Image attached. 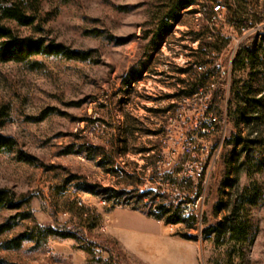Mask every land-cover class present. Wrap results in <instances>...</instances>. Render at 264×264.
Here are the masks:
<instances>
[{
	"label": "rangeland",
	"instance_id": "rangeland-1",
	"mask_svg": "<svg viewBox=\"0 0 264 264\" xmlns=\"http://www.w3.org/2000/svg\"><path fill=\"white\" fill-rule=\"evenodd\" d=\"M166 2L43 0L42 33L11 24L21 35L90 55L0 62V133L16 142L0 152V188L26 200L0 209V224L15 222L0 235V264H264V202L253 209L242 248L224 227L253 178L264 192V162L252 178L241 165L243 143L264 157V0H241L252 31L234 53L237 29L229 22H220L219 32L209 28L210 0L181 10L172 30L154 40ZM240 47L255 50L253 67L234 68ZM202 62L205 72L194 66ZM197 81L205 91L214 83L208 99L188 94ZM193 103L207 105L225 124L201 226L180 212L177 221L176 212L160 221L142 190L168 119ZM241 110L249 124L237 122ZM37 226L78 237H25L7 247Z\"/></svg>",
	"mask_w": 264,
	"mask_h": 264
},
{
	"label": "trees",
	"instance_id": "trees-1",
	"mask_svg": "<svg viewBox=\"0 0 264 264\" xmlns=\"http://www.w3.org/2000/svg\"><path fill=\"white\" fill-rule=\"evenodd\" d=\"M166 4L158 11L159 12L155 29V39L160 38L164 34L172 30L173 22L178 19V14L181 10L197 5L199 0H166ZM230 12V18L236 22L238 27L246 18L245 8L241 5V0H223ZM42 3L43 0H0V62L14 61V62H29L33 57L38 55H54L60 56L67 60H85L89 57L88 51L73 50L67 48L62 43H55L46 39L44 36L35 37L33 35H21L18 30L11 24H16L20 27H33L34 32L42 33ZM232 13V14H231ZM255 56L254 49H243L240 47L237 56L234 60V68L241 69L247 66H252L253 57ZM253 67V66H252ZM200 79V78H198ZM130 84V80L126 81ZM200 83L192 82L188 94L194 93ZM201 83L199 86H201ZM194 85V86H193ZM234 92V91H233ZM235 98V94L233 93ZM259 102V101H258ZM238 123L245 122L249 124L251 119L246 115L245 111L241 110L240 119ZM252 133V131L250 132ZM243 143V139L239 138L237 144ZM258 143V142H257ZM256 144V143H255ZM16 145L15 140L0 133V152L9 151ZM248 147V143H243L241 153H245L241 165L247 170L249 177H253L255 173L259 172L260 166L264 162V157L260 156V148L252 150ZM99 153L95 152V155ZM89 190L93 191V187L89 186ZM108 189H106L107 191ZM26 200H16L15 194L7 189L0 188V209L6 207L20 208L25 204ZM264 202V192L262 185L257 178H253L252 182L246 186L237 199L232 203L228 214L225 216L224 227L228 234L230 241H234L242 248L251 235L253 209ZM173 221L179 219V212L175 211ZM174 212V213H175ZM29 213L23 216V219L29 218ZM15 222L8 221L0 224V235L13 228ZM52 236L59 237H73L77 238L74 231L54 229L52 227L37 226L32 230H27L24 234L7 243L9 248H17L21 243L20 238L37 237L39 240L46 242L47 238Z\"/></svg>",
	"mask_w": 264,
	"mask_h": 264
},
{
	"label": "built area",
	"instance_id": "built-area-1",
	"mask_svg": "<svg viewBox=\"0 0 264 264\" xmlns=\"http://www.w3.org/2000/svg\"><path fill=\"white\" fill-rule=\"evenodd\" d=\"M227 11L223 0H210L207 21L212 31H220V22H229L232 28L237 29L236 34L232 36L236 42L234 53L252 30L249 29V22L246 23L245 20L237 27L236 22L229 18ZM261 28L263 26L258 25L254 29L257 31ZM200 49L202 53L206 52V47L202 46ZM194 66L202 72L207 70V63L202 62ZM222 74L225 75L226 71L222 70ZM213 86L214 83L207 85L206 91L203 90L204 86L199 87L190 96L205 94V99H208L206 93L212 90ZM193 104L174 109V116L168 119L156 163L145 176L142 190L149 196L144 202L160 221L178 211L193 217L201 226L209 172L223 144L225 124L223 125L222 120L218 119L207 105Z\"/></svg>",
	"mask_w": 264,
	"mask_h": 264
}]
</instances>
